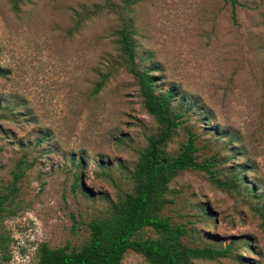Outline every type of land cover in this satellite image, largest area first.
<instances>
[{
    "label": "rangeland",
    "instance_id": "1",
    "mask_svg": "<svg viewBox=\"0 0 264 264\" xmlns=\"http://www.w3.org/2000/svg\"><path fill=\"white\" fill-rule=\"evenodd\" d=\"M11 3L0 0V193L21 175L0 219L10 255L0 264H34L39 243L79 245L86 223L131 190L157 124L120 65L113 33L128 23L157 90L191 104L166 150L192 131L198 162L213 156L215 176H238V192L199 170L169 179L159 215L186 229L181 241L228 248L186 264H264V217L252 209L256 198L264 205V0H237L234 17L222 0H23L16 11ZM122 264L145 263L127 250Z\"/></svg>",
    "mask_w": 264,
    "mask_h": 264
},
{
    "label": "trees",
    "instance_id": "2",
    "mask_svg": "<svg viewBox=\"0 0 264 264\" xmlns=\"http://www.w3.org/2000/svg\"><path fill=\"white\" fill-rule=\"evenodd\" d=\"M23 0H12L11 8L18 10ZM230 7L234 17L237 0H222ZM114 41L120 56V65L133 77L138 87L142 106L157 124V131L146 137V144L139 152L138 159L130 173L131 190L125 192L110 203L105 215L90 219L86 225L87 237L77 246L48 247L45 243L35 246L34 264H122L127 250L139 254L145 264H186L189 259H213L228 255L227 247L210 245L188 246L181 241L186 229L159 215V208L165 203L164 193L169 179L179 170L193 169L204 171L210 182L218 187L238 192L237 173L232 178L215 176L211 166L217 164L211 156L198 162L195 158L197 147L195 135L187 131L184 143L171 154L166 150L167 143L176 127L183 120V115L191 104L182 107V102L174 101L175 93L171 88L157 90L156 79L151 71L154 67H141L138 63L132 39L130 24L122 25L114 31ZM99 72L98 79L93 82L92 93H96L110 75ZM2 71H0V75ZM225 137L228 132L222 133ZM232 140L231 138L229 139ZM77 165L80 164L79 159ZM21 175L13 174L12 182L6 192L0 193V219L5 210V203L16 191L15 182ZM77 175L73 174V184ZM246 196H251L246 191ZM256 198V197H255ZM255 199L252 209H260L264 217V205ZM264 233V220L260 223ZM148 228L153 232L150 236H139V232ZM8 236L0 231V254L2 261L10 257L7 249Z\"/></svg>",
    "mask_w": 264,
    "mask_h": 264
}]
</instances>
